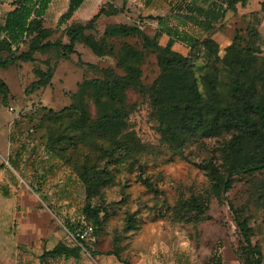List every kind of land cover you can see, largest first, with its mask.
<instances>
[{
  "label": "rangeland",
  "instance_id": "obj_1",
  "mask_svg": "<svg viewBox=\"0 0 264 264\" xmlns=\"http://www.w3.org/2000/svg\"><path fill=\"white\" fill-rule=\"evenodd\" d=\"M261 1L249 0L246 7L238 4V12L228 11L216 23L211 36L218 42L221 58L235 41L241 46L253 44L254 54L264 57ZM12 2L0 0V24ZM180 2L128 0L123 8V0H86L53 38L63 36L68 41L66 26L74 21L87 22L99 11L102 13L94 32L97 37L114 22L136 23L154 36L158 23L149 16L170 15ZM67 6L68 0H53L45 25L56 28ZM127 41L142 47L140 39ZM160 42L184 55L191 52L184 43L167 35ZM121 43L115 41L116 47ZM76 48L78 53L69 59L53 52L37 53L35 62L0 67V77L11 91L7 104L2 103L0 93V264H206L215 254L221 256L222 264H242L236 251L240 231L230 202L248 218L252 240L260 245L264 264V206L258 200L264 193V174H239L233 187L219 195L215 180L201 167L212 161L226 174V148L238 131L190 134L181 151H175L159 130L151 98L132 89L129 102L135 105L129 127L141 148L136 154L124 158L118 155L117 160L109 162L108 154L102 151L111 147L107 140L83 137L71 126L69 116L59 121L56 117L71 104L79 82L103 77L100 68L111 66L118 74L125 72L117 67L115 56L97 57L82 43ZM211 57L201 53L193 58L199 88L205 95ZM48 58L51 65L55 64L51 84L29 92L37 79L35 68H48ZM141 67L143 82L152 85L161 72L156 54L148 51ZM221 67L225 68L223 63ZM220 78V94L226 101L231 97L230 76L222 71ZM61 133L75 136L76 143L66 137L59 147L50 150V136ZM85 163H95L100 170L112 173L111 181L92 196L80 177ZM193 199L209 203L208 213L189 207L187 202ZM89 203L100 210L102 221L89 245H82L78 256L41 259L59 242L71 246L79 243L67 222L92 225L95 231L87 211ZM130 216L133 225L128 223Z\"/></svg>",
  "mask_w": 264,
  "mask_h": 264
},
{
  "label": "trees",
  "instance_id": "obj_2",
  "mask_svg": "<svg viewBox=\"0 0 264 264\" xmlns=\"http://www.w3.org/2000/svg\"><path fill=\"white\" fill-rule=\"evenodd\" d=\"M52 1L13 0L12 8L6 12L0 24V67L35 62L37 53L53 52L56 56L69 59L73 53H78L77 44L82 43L97 57L115 56L117 67L125 72L121 75L111 66L104 67L100 68L103 77L85 78L79 82L71 104L57 115L56 120H64L69 116L72 119L71 126L80 130L81 136L92 135L107 140L111 147L102 151L108 154L109 162L117 160L118 155L119 158L128 157L141 148L135 131L129 127V116L135 105L129 102V91H142L151 98L158 115L159 130L175 151H181L182 144L190 134L238 131L226 148L229 162L226 174H222L212 161L201 164L215 180L219 195L233 187L239 174H264V57L259 58L254 54L253 44L241 46L235 41L221 58L218 42L211 36L216 23L225 18L228 11L238 12V4L246 7L249 0H181L177 6H173L170 15L149 16L158 23L154 36L136 23L114 22L107 24L102 35L97 37L94 32L102 13L99 11L87 22L74 21L66 26L64 35L68 41H64L63 36H53L86 0H68L67 9L59 17L56 28L45 25ZM127 1L123 0V8ZM260 11L264 12V0L261 1ZM203 34L206 36L203 37ZM163 35L188 46L191 50L189 55H184L170 45H163L160 42ZM129 38L140 39L142 47L127 41ZM115 41L122 42L119 48ZM148 51L156 54L161 68L150 86L142 80L141 67ZM201 53L212 56L209 59L211 70L206 77V95L199 88L194 70L193 58ZM45 61L48 68H35L37 79L29 92L51 84L55 64H50V58ZM86 63L94 65L92 62ZM222 63L226 69L221 67ZM222 71L228 72L230 76L228 89L231 97L226 101L219 89ZM0 93L2 103L7 104L11 91L1 77ZM66 137L72 144L76 143L75 136L61 133L50 136L49 149L59 147ZM80 177L87 184L88 195L92 196L111 181L112 173L105 168L100 170L95 163H85ZM258 200L264 206V193ZM187 204L202 214H207L210 208L209 203L197 199ZM230 207L240 231L241 238L236 249L240 262L263 264L262 249L252 240L253 228L248 218L233 202H230ZM87 211L96 225L95 231L91 225L93 232L87 238H78L79 243L74 246L59 242L46 250L40 256L41 259L78 256L81 246L89 245L102 221L100 210L93 208L91 203L87 205ZM128 223L133 225L132 216ZM66 225L74 234L84 228L80 223L75 225L67 222ZM206 264H222V258L215 254Z\"/></svg>",
  "mask_w": 264,
  "mask_h": 264
},
{
  "label": "built area",
  "instance_id": "obj_3",
  "mask_svg": "<svg viewBox=\"0 0 264 264\" xmlns=\"http://www.w3.org/2000/svg\"><path fill=\"white\" fill-rule=\"evenodd\" d=\"M92 232H93V227L91 225L90 226L87 225L83 229L77 230L75 237L77 240L78 238L85 239L89 235H91Z\"/></svg>",
  "mask_w": 264,
  "mask_h": 264
},
{
  "label": "crops",
  "instance_id": "obj_4",
  "mask_svg": "<svg viewBox=\"0 0 264 264\" xmlns=\"http://www.w3.org/2000/svg\"><path fill=\"white\" fill-rule=\"evenodd\" d=\"M165 35H163V37H164Z\"/></svg>",
  "mask_w": 264,
  "mask_h": 264
}]
</instances>
